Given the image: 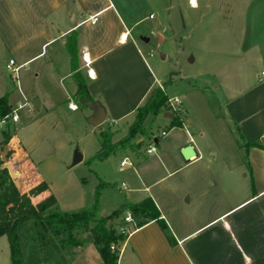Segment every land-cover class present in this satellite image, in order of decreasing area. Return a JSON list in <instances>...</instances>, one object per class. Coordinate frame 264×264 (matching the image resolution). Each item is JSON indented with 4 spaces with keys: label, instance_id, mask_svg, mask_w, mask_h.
I'll return each mask as SVG.
<instances>
[{
    "label": "crops",
    "instance_id": "1",
    "mask_svg": "<svg viewBox=\"0 0 264 264\" xmlns=\"http://www.w3.org/2000/svg\"><path fill=\"white\" fill-rule=\"evenodd\" d=\"M216 2L264 4V0ZM159 3L163 9L190 4L194 10L200 4H213V0H196L195 4L190 0H0V99L4 97L11 108L23 103L24 97L27 100V107L19 111V121L13 123L15 132L40 119L65 114V107L64 117L80 110L67 50L71 37L76 40L79 69L94 104L105 111L107 125L132 121L135 110L158 81L140 41H150L145 23L155 16L152 12L147 15L146 10ZM244 14L239 20L241 50L217 53L238 61L239 66L207 76L219 82L215 87L223 94L221 104L241 134L243 144L239 146L245 149L246 159L231 162L217 155L220 148L201 122L198 110L196 119L187 112L179 116L182 124L177 126H172L171 115L160 114L170 130L180 131L163 144L169 129H163L161 136L153 133L154 140L145 141L146 152L143 145L138 153L129 149L111 153L105 160L121 155L118 170L127 171L128 183H122L127 189V204L151 198L167 227L156 220L135 227L119 244L118 264H264V18L252 15L249 19L247 9ZM182 19L184 24H199L189 15ZM227 37L230 42L236 39ZM210 38V33L202 36L203 40ZM5 59L6 68L10 59L22 65L21 91L8 86L3 75ZM198 88L204 97L206 86ZM71 103L77 106L75 110L69 107ZM88 108L85 113L90 120L94 111ZM6 135L9 139L4 144ZM13 139L11 133L0 139V151L10 152L4 162L10 169L17 154ZM201 140L211 143L208 151L216 154V159L205 160ZM25 142L24 137L17 138L18 149L29 155ZM187 144L197 152L188 162L180 153ZM151 147L155 150L149 153ZM150 155L156 160H149ZM125 158L132 164L121 169ZM14 173L21 193L35 186L22 189L20 174ZM50 193L49 188L33 201L39 202ZM121 204L119 209L126 206ZM127 213L114 220L118 229ZM127 226L133 228L132 224ZM74 251L69 264H105L90 240Z\"/></svg>",
    "mask_w": 264,
    "mask_h": 264
},
{
    "label": "rangeland",
    "instance_id": "2",
    "mask_svg": "<svg viewBox=\"0 0 264 264\" xmlns=\"http://www.w3.org/2000/svg\"><path fill=\"white\" fill-rule=\"evenodd\" d=\"M162 6L159 3L147 8L146 14L152 12L155 18H150L145 23L148 25L146 33L150 41H140L158 79L155 86H159L169 98H179V103L170 105L171 110L178 116L181 117L187 112L188 117L196 119L198 115L196 111H199L203 119L201 122L220 148L217 155L221 159L231 162L246 159L245 149L239 146L243 144L241 134L233 124L226 106L221 104L224 100L223 94L215 87L219 82L214 76L207 75L221 74L224 70L234 71L239 66L238 61L217 53L230 54L241 50L240 18L245 15L246 9L249 19L252 15L264 18V4H217L216 0H213V4H200L199 9L194 10L190 4L182 6L173 4L172 8L166 9ZM187 15L190 19L199 21V24L193 25L188 22L184 24L182 16ZM229 19L231 21H227ZM171 26L177 29L176 33ZM206 33H210V40L202 39ZM228 35L235 37V41H228ZM3 61V75L8 81V86L17 87L12 77H9L7 60ZM203 84L206 86L207 94L200 97L202 92L198 86ZM64 109L66 114V107ZM86 111H90V108L80 107V110L67 113L65 117L64 112L58 113L57 118L50 116L40 119L28 124L20 132H15L13 123L0 124V139L7 133L14 136L13 145L17 149V154L10 161V165L13 172L20 174L18 179L20 187L22 189L26 186L32 187L45 181L50 192L57 198L61 210H77L90 205L101 180L106 182L103 186L100 185L99 214L107 217L121 207V202L127 204L125 201L127 189L122 187L123 182L128 183L127 171L118 170L121 155H112L107 161L90 160L101 151L100 132L109 126L105 121L98 126L93 125L86 118ZM165 120L163 115L156 119L149 117L146 125L155 136H161L163 129H169L166 126L168 121ZM122 124L124 123L119 125L113 123L110 126L112 130L121 127L122 131L117 133L116 139L126 132L127 126L122 127ZM179 132L178 128H172L168 136L163 137L162 144L164 140L175 137ZM22 137L26 141L29 155L18 149L21 145L17 144V138ZM200 145L206 153L205 160L217 158L216 154L208 151L211 147L210 142L201 140ZM147 146L144 144L145 152ZM76 151L80 152L84 159L73 165ZM4 152L7 153V150H1L0 156ZM149 158L156 160L155 155H150ZM125 213L126 211H121L120 215ZM30 229V222H26L20 229L27 264H69L75 249L61 248L60 237L49 233L43 241L32 240ZM79 237L89 241L92 236L90 232H84ZM0 264H10V247L6 236L0 237Z\"/></svg>",
    "mask_w": 264,
    "mask_h": 264
},
{
    "label": "trees",
    "instance_id": "3",
    "mask_svg": "<svg viewBox=\"0 0 264 264\" xmlns=\"http://www.w3.org/2000/svg\"><path fill=\"white\" fill-rule=\"evenodd\" d=\"M67 50L71 56L72 77L76 82L75 101L79 107H89L94 104V96L89 92L87 80L79 69L77 45L74 37L67 41ZM168 95L159 87L155 86L147 98L134 112L131 122H125V134L115 138L121 129L108 128L100 132L102 149L90 158L91 161H103L111 153L117 150L129 149L138 153L146 140H154L153 132L146 125L149 116H157L166 112L171 115L172 126L181 125L182 121L175 111L171 110ZM12 108L3 97L0 99V120L10 114ZM127 124V125H126ZM8 125V124H7ZM9 135L5 136L3 143H7ZM251 144V143H249ZM252 144H255L253 142ZM7 159L10 152L6 153ZM106 182L101 180L94 193V200L90 205L77 210H61L56 197L50 193L43 200L34 203L33 196L49 189L46 182H40L29 191L21 193L11 177L9 168L4 165L0 156V237L6 236L10 247V264H27L24 254V246L21 237V226L30 222L32 230L31 239L43 241L46 235L60 237V247L76 249L85 245L86 240L79 237L84 232L91 233V242L97 247L105 264H118L119 252L113 251L111 245L120 244L126 239V235L119 232L114 222L121 211H129L133 216L136 227L151 220H156L167 229L166 224L160 218L158 208L151 198H146L138 203L126 204L123 209L117 210L109 217L101 216L99 197L100 188ZM101 185V186H100ZM75 255L72 252L70 261Z\"/></svg>",
    "mask_w": 264,
    "mask_h": 264
},
{
    "label": "built area",
    "instance_id": "4",
    "mask_svg": "<svg viewBox=\"0 0 264 264\" xmlns=\"http://www.w3.org/2000/svg\"><path fill=\"white\" fill-rule=\"evenodd\" d=\"M192 1V0H190ZM151 17H153V15H151ZM152 56V53H151ZM22 68V65H16V62L14 59H10L9 62L7 63V69L10 72L13 81L15 82L17 88L21 91V82H20V70ZM170 101V105L172 106L174 103H179L180 100L178 97L175 98H169ZM173 103V104H172ZM27 107V100L24 97V102L23 103H19L16 107L12 108V111L10 114L5 115V117L3 119L0 120V124H5L7 125L8 123H16L19 121V111L23 108ZM69 107L72 110L76 109V105H73L72 103L69 104ZM175 109V108H174ZM112 123H116V122H112ZM155 150V147H151L148 149V152L151 153L152 151ZM132 163L129 161L128 158H125L124 160L121 161V169L127 165H131ZM123 186H126L125 183H123ZM124 224L121 225L119 227V232L128 236L132 230L136 227V222L134 220V218L131 216L130 213H127V215L124 217ZM128 224H132L133 228H129L127 225ZM111 249L113 251H120L119 247L116 244H112L111 245Z\"/></svg>",
    "mask_w": 264,
    "mask_h": 264
},
{
    "label": "water",
    "instance_id": "5",
    "mask_svg": "<svg viewBox=\"0 0 264 264\" xmlns=\"http://www.w3.org/2000/svg\"><path fill=\"white\" fill-rule=\"evenodd\" d=\"M90 106L94 111V115L90 118L89 121L95 126L102 124L106 120L105 111L103 110V108L101 106H99L97 104H91ZM165 116H170V113L166 112ZM180 153H181V156L183 157V159L187 162L190 161L192 158L197 156V152L194 149L192 144H187L181 150ZM2 159L5 163H7L6 152H4L2 154ZM82 160H83V155L80 152L76 151L74 154L73 165L78 164ZM9 171H10L12 179L15 181L17 178L16 174L10 168H9Z\"/></svg>",
    "mask_w": 264,
    "mask_h": 264
},
{
    "label": "snow or ice",
    "instance_id": "6",
    "mask_svg": "<svg viewBox=\"0 0 264 264\" xmlns=\"http://www.w3.org/2000/svg\"><path fill=\"white\" fill-rule=\"evenodd\" d=\"M192 3L195 4L196 3V0H192ZM87 58V57H86Z\"/></svg>",
    "mask_w": 264,
    "mask_h": 264
}]
</instances>
